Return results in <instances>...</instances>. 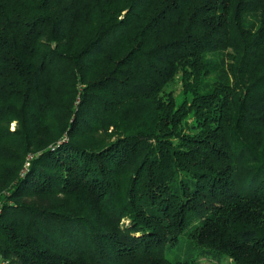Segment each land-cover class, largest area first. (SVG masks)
<instances>
[{
    "label": "trees",
    "instance_id": "1",
    "mask_svg": "<svg viewBox=\"0 0 264 264\" xmlns=\"http://www.w3.org/2000/svg\"><path fill=\"white\" fill-rule=\"evenodd\" d=\"M0 185V264H264V0H0Z\"/></svg>",
    "mask_w": 264,
    "mask_h": 264
},
{
    "label": "rangeland",
    "instance_id": "2",
    "mask_svg": "<svg viewBox=\"0 0 264 264\" xmlns=\"http://www.w3.org/2000/svg\"><path fill=\"white\" fill-rule=\"evenodd\" d=\"M165 90L167 92H172L177 103L181 102V100L183 99V92H182V82H181L180 72L176 74L174 79L166 86ZM9 127L11 130H14L17 127V122L12 121L9 124ZM63 137L60 138V141L61 140L67 141V135L65 134ZM50 147L53 149L52 144L50 145ZM34 152L35 151L26 155L19 170L21 178L24 177L25 174L27 173L31 165L32 156L35 155L33 154ZM4 187L5 186L0 185V192L6 189ZM163 254L165 257H167L170 260H179V261L195 260L196 264H234L228 258V256L224 254H218L215 251L202 249V248H189L186 246V244L183 243H177L176 245L173 246L166 245L163 248Z\"/></svg>",
    "mask_w": 264,
    "mask_h": 264
}]
</instances>
